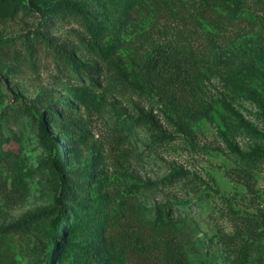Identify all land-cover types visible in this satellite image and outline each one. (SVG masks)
Wrapping results in <instances>:
<instances>
[{
    "label": "rangeland",
    "instance_id": "obj_1",
    "mask_svg": "<svg viewBox=\"0 0 264 264\" xmlns=\"http://www.w3.org/2000/svg\"><path fill=\"white\" fill-rule=\"evenodd\" d=\"M203 1L212 17L193 0H0V264H264V157L248 158L264 149V0ZM165 19L196 55L187 93H159ZM118 216L150 229L154 258L119 244Z\"/></svg>",
    "mask_w": 264,
    "mask_h": 264
},
{
    "label": "trees",
    "instance_id": "obj_2",
    "mask_svg": "<svg viewBox=\"0 0 264 264\" xmlns=\"http://www.w3.org/2000/svg\"><path fill=\"white\" fill-rule=\"evenodd\" d=\"M193 3L199 14H201L202 16L212 17V11H210V9L207 7L203 0H193ZM182 22L183 21H178L177 19H165L163 26L158 31L159 38L161 42L165 44V47L161 50L158 49L155 52V56L152 58V60L156 59L155 63L157 64V58H159V60L163 59L162 63L159 64V69L162 70V73L165 75V85H162V87L160 86V90L155 87L159 90L160 94L162 92V96H164L165 93L163 92H166L168 86H171L172 89H175L177 91L187 93L188 88L194 87V82H196L194 77L198 76L199 74L196 55H194L193 52H189L184 49L176 50L173 46V43L176 42V39L178 38L177 36L185 32L186 26ZM33 38L36 42L46 45L51 50L57 51L63 56L68 55L71 57V54L66 48L56 43L45 34L35 32ZM72 58L74 59V57ZM40 120L43 135L53 140L58 152L61 153V157H58V159L61 160V158H63V156H65L67 153L66 149H64V147L59 143V141L55 140L51 135L48 124L45 121L43 114H40ZM263 157L264 149H257L248 158L261 159ZM1 161L2 159L0 157V163ZM22 176L24 175L22 174ZM58 203L60 206V212L54 225L58 238V244H60L61 242L59 241V237L65 234L64 215L69 211L62 207V197H59ZM41 217V215L33 216L26 221H22L18 225L7 227L3 229V231L9 232L11 230L18 229L25 230L29 228V224L33 222H39ZM121 217L122 216H118L116 218L113 224V230L111 232L114 233V231L117 230V235L119 236V239L117 240L119 241V244L126 245L128 247V250L134 249L136 254H140L141 256H145L147 254L150 258H154L153 256H155L154 254H156L158 247L155 245V242H153L154 240L150 239L152 237L150 229L146 231H142L139 228L137 229L135 221H132L130 224H128L129 228H126L125 224H123L122 222ZM153 227L156 228L155 226ZM110 238H112V235L110 236ZM125 238L128 239V243H125ZM172 246L173 245L169 244V249L174 251V247ZM172 259L174 258L172 257Z\"/></svg>",
    "mask_w": 264,
    "mask_h": 264
}]
</instances>
